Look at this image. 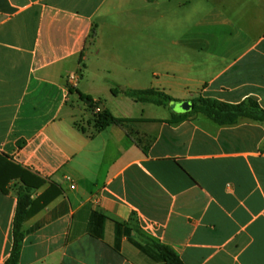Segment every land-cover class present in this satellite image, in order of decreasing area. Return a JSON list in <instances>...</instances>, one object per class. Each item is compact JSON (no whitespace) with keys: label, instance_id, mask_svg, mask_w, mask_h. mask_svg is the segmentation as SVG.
Wrapping results in <instances>:
<instances>
[{"label":"crops","instance_id":"crops-1","mask_svg":"<svg viewBox=\"0 0 264 264\" xmlns=\"http://www.w3.org/2000/svg\"><path fill=\"white\" fill-rule=\"evenodd\" d=\"M147 89L264 111V0H0V155L45 181L33 200L61 190L19 264H162L151 241L184 264H264V123H170L125 95ZM79 93L123 124L93 135ZM21 185L0 191V264Z\"/></svg>","mask_w":264,"mask_h":264},{"label":"trees","instance_id":"trees-1","mask_svg":"<svg viewBox=\"0 0 264 264\" xmlns=\"http://www.w3.org/2000/svg\"><path fill=\"white\" fill-rule=\"evenodd\" d=\"M70 93H73L72 89H70ZM119 93V89L112 91L114 96H118ZM125 95L136 103L153 104L158 107L168 108L172 112V120L170 123H179L196 115H204L219 125H232L241 118L264 123V111L254 102L233 106L210 99L197 98L191 101L193 103V110L190 113L177 114L170 109V106L173 103L179 102L164 91L158 89L132 90L126 92ZM79 97L87 105L88 111L92 114V122L90 123L93 124L94 128L93 135L112 125L123 124V121L116 120L107 111L101 110L100 113L96 114V109L101 106V102L95 103L91 97L80 93ZM79 128L81 131L86 132L84 127L79 126ZM144 150L147 151V148H144ZM17 180L22 185L18 190V204L13 222L12 250L5 264H19L25 241L24 224L61 194V190H55V187H52L43 196L37 200H33V191L40 189L45 184V181L11 163L5 156L0 155V191L6 195L9 184ZM150 245L155 250L156 258L160 263L184 264L170 247L161 245L155 241H151ZM139 247L145 250L141 246Z\"/></svg>","mask_w":264,"mask_h":264},{"label":"water","instance_id":"water-1","mask_svg":"<svg viewBox=\"0 0 264 264\" xmlns=\"http://www.w3.org/2000/svg\"><path fill=\"white\" fill-rule=\"evenodd\" d=\"M124 90V88H123ZM170 109L177 114H186L190 113L193 110V103L192 102H180V103H173L170 106Z\"/></svg>","mask_w":264,"mask_h":264},{"label":"built area","instance_id":"built-area-1","mask_svg":"<svg viewBox=\"0 0 264 264\" xmlns=\"http://www.w3.org/2000/svg\"><path fill=\"white\" fill-rule=\"evenodd\" d=\"M80 77L77 74H72L68 77V85L70 88H76L78 86ZM101 110L99 108L96 109V114L100 113Z\"/></svg>","mask_w":264,"mask_h":264},{"label":"rangeland","instance_id":"rangeland-1","mask_svg":"<svg viewBox=\"0 0 264 264\" xmlns=\"http://www.w3.org/2000/svg\"><path fill=\"white\" fill-rule=\"evenodd\" d=\"M80 75H81L80 78H81V80H82L83 77H84V76H83L84 74L82 73V74H80ZM145 83H146V82H145ZM156 110H160V109H157V108H156ZM161 110H165V109H161ZM77 119H79L78 122L80 123V125H82V126H83V125H86V121H84V119H83V120L81 119V115H80L79 112H77Z\"/></svg>","mask_w":264,"mask_h":264}]
</instances>
